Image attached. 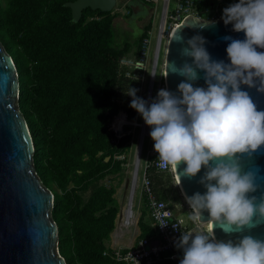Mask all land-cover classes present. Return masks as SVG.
I'll return each instance as SVG.
<instances>
[{"label":"trees","instance_id":"16d2710c","mask_svg":"<svg viewBox=\"0 0 264 264\" xmlns=\"http://www.w3.org/2000/svg\"><path fill=\"white\" fill-rule=\"evenodd\" d=\"M70 1L0 0V43L15 66L17 105L32 139L35 173L53 194L50 215L57 227L59 255L65 264H124L104 243L118 213L114 190L100 186L85 202L77 190H86L107 171L120 170L121 162L113 156L126 151L131 136L115 139L109 125L119 111L133 119L135 110L126 95L134 81L118 64L138 55L151 24L142 27L129 55L133 43L123 40L120 47L113 46L111 12L85 9L75 22L64 6ZM213 1L202 0L201 5ZM236 2L221 3L228 7ZM88 15L100 19L85 21ZM148 160L156 194L165 199L159 193L154 157ZM144 216L146 209L137 220V240L154 235Z\"/></svg>","mask_w":264,"mask_h":264},{"label":"clouds","instance_id":"9594fccd","mask_svg":"<svg viewBox=\"0 0 264 264\" xmlns=\"http://www.w3.org/2000/svg\"><path fill=\"white\" fill-rule=\"evenodd\" d=\"M221 19L244 39L230 40L226 48L229 63L213 60L206 40L195 35L181 43V65H169L183 77L176 93L160 89L149 104L129 87L130 108L151 128L158 167L180 177L193 178L203 168L199 183L206 189L185 197L189 219L207 221L226 234L251 230L264 223V192L259 196L256 176L244 171L240 158L251 157L264 147V110H258L248 91L264 94V0H238L223 9ZM208 22L201 27H207ZM203 72L205 87L193 84ZM184 164L182 171L178 166ZM183 251L180 264H264V240L244 235L236 241H216L214 230L184 232L175 242Z\"/></svg>","mask_w":264,"mask_h":264},{"label":"water","instance_id":"95a60500","mask_svg":"<svg viewBox=\"0 0 264 264\" xmlns=\"http://www.w3.org/2000/svg\"><path fill=\"white\" fill-rule=\"evenodd\" d=\"M136 1H138L136 3ZM126 6L133 10L143 7L141 0H125ZM65 7L70 9L73 21L78 22L85 9L110 13L116 6V0H74L66 2ZM208 22H214L207 27H201ZM199 35L206 40L205 48L211 58L229 63L226 48L231 42L224 37L243 40V32L232 31V25H225L219 20H198L191 16L184 18L176 27L172 36L168 38L164 49L163 72L166 89L176 93L183 77L171 72L165 77L169 65L173 61L181 65L190 59L181 55V37L187 41ZM264 52V49H257ZM199 79L194 87H205L203 72H199ZM241 90L248 91L258 110H264V94L257 93L255 88L248 89L241 85ZM18 83L14 63L0 43V264H65L57 249V227L50 215L53 194L39 180L32 163L33 144L28 127L18 110ZM240 165L244 171H252L256 176L259 196L264 192V147L249 158H240ZM184 164L178 166L182 171ZM202 168L193 178L179 177L181 196L191 197L199 192L204 194L206 189L199 183L204 174ZM179 181V182H178ZM208 231L214 230L216 241H227L252 235L264 240V223L249 230L245 228L240 233L226 234L218 227H211L204 212L199 222ZM213 226V225H212Z\"/></svg>","mask_w":264,"mask_h":264},{"label":"built area","instance_id":"2783aa9c","mask_svg":"<svg viewBox=\"0 0 264 264\" xmlns=\"http://www.w3.org/2000/svg\"><path fill=\"white\" fill-rule=\"evenodd\" d=\"M141 1L150 4L153 11H155L158 4H161L154 42L151 43L152 31L150 29L141 42L138 55L135 58L124 57L119 61L118 65L121 68L122 74L134 81L132 88L138 90L136 96L150 104L156 98L160 89H166L162 60L167 42L166 38H169L171 31L188 16L205 21L219 20L221 19L223 9L226 7L222 6L221 0H216L209 6H202V0H173V6H171L172 0ZM162 20V30H160ZM159 34L161 35L160 38ZM158 67L160 78L158 84L155 85ZM127 97L130 100L132 99L128 95ZM137 116L138 113L135 111L134 118L129 119L123 111H119L113 117L109 130L113 133L115 139L130 135L131 138L128 144L132 142L133 133L137 130L136 141H141V157L143 141L146 137L150 138L151 128L145 125L141 116L140 121H137ZM153 145L154 143L147 150V158L141 178H139L138 171V175L134 181L132 206L134 208L133 199L139 188V201L141 207L144 205L147 210V218L154 230V235L138 239L128 247L113 249L115 259L124 264H156L164 260L180 264V260L183 258V251L175 246V242L182 233L192 232L195 234L200 225H202L192 220L190 222H183L169 203L157 196L152 180L147 172V167L150 165L148 158L154 157L153 166L155 175H173V171L158 167V154L155 153ZM121 249H125V251L122 253L120 252Z\"/></svg>","mask_w":264,"mask_h":264},{"label":"rangeland","instance_id":"374dc122","mask_svg":"<svg viewBox=\"0 0 264 264\" xmlns=\"http://www.w3.org/2000/svg\"><path fill=\"white\" fill-rule=\"evenodd\" d=\"M143 4H144L143 8L146 10L148 9V11L139 9L138 11H134L133 13L129 11L130 8L126 6L125 0H116V6L110 14L113 17V21H112L113 33H114L113 46L120 47L123 40H126L129 43H133L129 55L133 53L135 49L134 43L139 37V35L141 34L142 27L144 25L151 22V31H152L151 43L154 42V38L156 35V26L159 20L161 4H158L155 11H153L150 8L151 6L150 4H147V3H143ZM173 5L174 3L172 0L171 6ZM95 19L99 20L100 16L88 15L86 16L85 21H91ZM159 78H160V74H159V67H158L157 80H156L155 85L158 84ZM136 120L140 121L139 114ZM137 133H138L137 130L133 133L132 142L128 144L126 151L122 155L113 156V160L121 162L120 170L118 172L107 171L103 173L100 177L90 181L86 190H82V189L77 190L78 191L77 194L81 197L82 201L84 202L87 200L89 195L96 188L100 186H104L106 188H112L114 190L113 198L117 205L118 213L116 214V217L114 220V229L110 233L109 239L104 241L106 248H108V245L112 243V240L113 242L117 241L119 247L121 248H124L127 245H131L137 240V237L140 233L138 226H137V220L140 216V213L142 212V209H145V206L143 205L141 207V203L139 201V188L137 189V192L135 193V197L133 199L134 207H135V209L134 208L133 209L136 213V218L134 221L135 223H133V225L131 226H125L121 228H118L117 223H116L117 219L120 216V210L123 204L126 202V194H127L126 187H127L128 180H129L127 173L129 170L130 163L134 157L135 145L138 142L136 141ZM153 143L154 142L149 137H146L143 141V147H142L141 157H140L139 178H141V174L143 172L142 169L145 166V162L147 158V150L152 146ZM148 163H149V160H148ZM157 179H159V183H161V187L159 190L160 195H162L165 198V200L174 209L178 217L183 222H188V221L190 222L191 220L189 219L188 213L191 210L188 204L185 202L184 198L181 196L179 192V188L177 187V184H176V181L173 175L163 174V175L158 176ZM124 184H126V187L122 189V186ZM155 186L157 189L158 185H156V183H155ZM144 221L146 223H149L148 218L145 216H144ZM197 232H207V230L203 227V225H200Z\"/></svg>","mask_w":264,"mask_h":264},{"label":"bare ground","instance_id":"6f19581e","mask_svg":"<svg viewBox=\"0 0 264 264\" xmlns=\"http://www.w3.org/2000/svg\"><path fill=\"white\" fill-rule=\"evenodd\" d=\"M162 24H163V20L160 23V30H162ZM175 29H176V27L171 31L169 37L172 36V34L175 31ZM160 36L161 35L159 34V38H160ZM165 46H166V44H165ZM163 61H164V58H163L162 62ZM140 150H141V141L138 140V142L135 145L134 157H133V159H132V161L130 163L129 170H128V173H127L128 179H129L128 180V184L126 183L127 187H126V184H124L122 186V189L124 187H126L127 194H126V202L123 204V206H122V208L120 210V216H119V218L116 221L118 228L125 227V226H131V225H133V223H135L134 221H135V218H136V213L134 211L135 207L133 209V206H132V198L134 196V181L136 180V176L138 175V171H139V167H140ZM177 180L178 179H176L175 181H177ZM177 187L179 188L178 184H177ZM185 202H186V200H185ZM128 230H130V229H128Z\"/></svg>","mask_w":264,"mask_h":264},{"label":"crops","instance_id":"0c3cea01","mask_svg":"<svg viewBox=\"0 0 264 264\" xmlns=\"http://www.w3.org/2000/svg\"><path fill=\"white\" fill-rule=\"evenodd\" d=\"M151 8V7H150ZM139 9L140 10H146V9H144L142 6H140L139 7ZM150 10V9H149ZM146 11H148V9L146 10ZM128 246H130V245H127L126 247H128ZM108 248H110V249H118V248H121V247H119V245H118V243H117V241L116 242H113V240H112V243L110 244V245H108Z\"/></svg>","mask_w":264,"mask_h":264},{"label":"flooded vegetation","instance_id":"af4514ba","mask_svg":"<svg viewBox=\"0 0 264 264\" xmlns=\"http://www.w3.org/2000/svg\"><path fill=\"white\" fill-rule=\"evenodd\" d=\"M138 1H136V3H137ZM139 10V8L137 7V4H135V7H134V11H138ZM130 12H133V10L132 9H130L129 10Z\"/></svg>","mask_w":264,"mask_h":264},{"label":"snow or ice","instance_id":"6c2138e0","mask_svg":"<svg viewBox=\"0 0 264 264\" xmlns=\"http://www.w3.org/2000/svg\"><path fill=\"white\" fill-rule=\"evenodd\" d=\"M213 227L212 225H210V228Z\"/></svg>","mask_w":264,"mask_h":264}]
</instances>
